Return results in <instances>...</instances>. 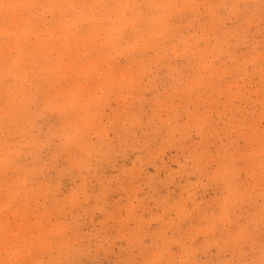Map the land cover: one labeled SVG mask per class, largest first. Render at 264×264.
Masks as SVG:
<instances>
[{
	"label": "rangeland",
	"instance_id": "374dc122",
	"mask_svg": "<svg viewBox=\"0 0 264 264\" xmlns=\"http://www.w3.org/2000/svg\"><path fill=\"white\" fill-rule=\"evenodd\" d=\"M0 264H264V0H0Z\"/></svg>",
	"mask_w": 264,
	"mask_h": 264
}]
</instances>
